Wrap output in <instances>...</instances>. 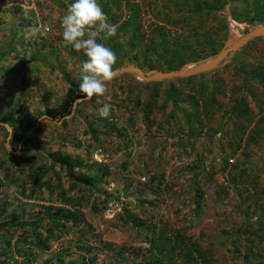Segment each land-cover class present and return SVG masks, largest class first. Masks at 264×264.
I'll return each mask as SVG.
<instances>
[{"label": "rangeland", "instance_id": "1", "mask_svg": "<svg viewBox=\"0 0 264 264\" xmlns=\"http://www.w3.org/2000/svg\"><path fill=\"white\" fill-rule=\"evenodd\" d=\"M199 2L203 12L193 14L195 0H0V209L31 222L52 212L42 207L70 208L57 200V186L67 189L69 182L48 151H63L82 162L77 172L101 178L93 181L99 192L80 185L67 191L78 203L77 225L50 240L48 250H14L11 258L1 254L0 239V264L50 258L60 264L55 257L62 251L66 264L79 260L84 244L92 250L86 256L97 252L96 264H151L146 235L165 230L172 239L180 234L195 242L206 264H264V38L228 52L213 76L145 81L125 70L138 67L149 78L168 72L148 68L156 63L147 56L159 54L154 45H161L162 29L179 36L183 51L196 53L180 68L191 69L264 25V0ZM134 24L145 35L125 47ZM116 27L114 43L125 49L113 54L102 34ZM208 34L215 37L211 45ZM121 54L126 62L116 68L113 59ZM117 69L124 71L100 80ZM98 73L100 81L92 83ZM70 82L90 95L76 100L75 115L65 122L50 120L44 108L55 105ZM170 82L181 91L176 102L164 92ZM195 101L202 126L192 116ZM12 127L28 142L27 151L12 146ZM34 171L43 172L37 185ZM131 218L144 223L136 228ZM40 225L44 232L47 218ZM23 233L33 239L30 228Z\"/></svg>", "mask_w": 264, "mask_h": 264}, {"label": "trees", "instance_id": "2", "mask_svg": "<svg viewBox=\"0 0 264 264\" xmlns=\"http://www.w3.org/2000/svg\"><path fill=\"white\" fill-rule=\"evenodd\" d=\"M220 1V0H217ZM229 1H234V0H229ZM199 0H195V7L196 9L193 11V14H198L200 12H203ZM130 6V5H128ZM208 8L205 10L209 9V5H207ZM261 15H259L260 17ZM114 22L116 19H112ZM140 25L139 24H134L131 26L129 29V36H128V42L125 44V47H132L133 45L139 44V42L143 39V36L145 35L141 30H140ZM119 28L116 27L115 32L113 30H106L103 32L102 36L104 38V43L105 46L108 47L109 52H118L119 48L125 49V47H120L117 46L119 43H114V37H116V34L118 35V30ZM159 34L157 35L158 42L161 43L159 47H154L156 48L157 52L159 54L156 55V59L152 60V55L149 54L148 60L156 62L155 65L149 64L148 68L151 69H159L161 66L165 71H174L176 69L182 68L185 64V58L188 60H194L195 52L194 51H183L185 47V43L179 40L178 37H172L173 35L170 34L167 30L162 29L158 31ZM78 34H76L77 36ZM79 38V35L77 36ZM205 38V37H204ZM208 43L211 45L212 43L215 42V37H212L211 35L208 34ZM101 40L95 41V43L100 44ZM125 54H121V56L114 60V67L118 68L121 65H123L125 61ZM145 56V55H143ZM103 61V58L101 59ZM101 61H99L100 66ZM216 72L210 71L208 73H203L201 76H204L205 74H209V76H213ZM101 77V74L98 73V76L93 79L92 83L97 82L98 78ZM180 80V79H178ZM185 80H189V78H186ZM173 83H169L168 87L165 88V94L167 99H171L172 101L176 102L178 100V95L180 94L181 91H179L176 87L173 86ZM221 85V84H220ZM97 87H95L93 93L89 97V100L86 102H91V99L94 98V95L97 92ZM202 89H205L203 87ZM220 91L215 90L213 94H216ZM201 93V92H200ZM202 94V93H201ZM87 95H90V93H83L81 91V88H79L76 84L74 83H69L68 88L65 90L64 95L62 98L55 104V105H50L46 106L44 108V112L42 114H45L47 118L50 120L53 119H60L63 120V122L66 121V118L70 115L73 116L75 115L74 112V107L78 106V103H76V100L78 98H85ZM177 97V98H176ZM194 109L196 113L192 114L194 115V118L196 122L202 126V114L197 113L199 109V105L195 101L194 103ZM242 113L244 112L241 111ZM240 112L241 115H243ZM72 116V117H73ZM65 120V121H64ZM249 122L252 121V119H248ZM191 121L190 119H187V125H188V132L192 135L194 131V127L190 125ZM13 129V136L14 139L12 140L11 144L12 146L16 148H20L23 151H27L29 149L28 142L24 141L21 142V139L23 135H17L16 129L17 127H12ZM22 143V144H21ZM46 157L48 160L51 162L52 165L58 166V168L64 172L66 179L68 180V188L64 189L60 185L57 186V190H59V195L57 200L59 202H62L63 205H68L70 208H64L63 206L60 207H42L45 210H52V212L46 214V216L39 217L38 219H33L31 222H28L26 220L18 221L20 219V215H16L14 211H12L9 215H4L5 213V208L2 207L0 209V239L2 243L5 244V250L4 253L8 257H12V252H15L17 254L21 255H26L28 251H30L31 247L36 246L39 248V250L45 251L49 249V242L50 240H57L59 239L62 235L66 234L68 232L69 228H72L77 225L76 223V212L78 211L76 207H78V203L73 200V195H69L67 191H74L77 186H82L88 189H95L99 192L98 188L96 187V184L93 183V181L96 179V182H100L101 178L96 177V175H86L83 172L79 173L77 172V167L82 165L81 161H74L73 157L70 155L65 154L63 151L60 150H55V151H48L46 153ZM29 162V161H28ZM225 164H227V160H225ZM226 166V165H224ZM107 169V168H105ZM43 175V172L37 173L33 172L34 180L36 181L35 184L37 185V181L41 179ZM102 192V193H101ZM100 195L103 196L104 200H109L111 201L112 195L111 193L107 192L106 190L101 191ZM29 197L30 196H35V186L32 187V189L29 190ZM199 197V198H198ZM201 195L196 194L194 198H198L197 202L199 203L198 205H201V202H199ZM116 197L115 199H117ZM108 201H104L105 205ZM99 207H95V210L97 211ZM45 218H47V221L49 222V226H45L44 232L40 231V222L43 221ZM130 218V217H129ZM128 216L124 221H127ZM134 222V226L136 228H140L141 225H143L144 222H137L134 218H131ZM69 221L73 222L71 225L69 224ZM22 228V233L19 235L17 234V229ZM30 228L31 229V234L33 235V239L30 238L31 235H24V231ZM148 228H151L153 231L156 229V225H150ZM38 230V231H36ZM167 230L162 232L161 234L158 235V237L153 238L149 237L146 235V240L149 242V256H148V261L151 264H176L173 262V260L178 257L183 255L184 259L181 264H196L197 263V257L201 259V264H206L208 263V258L204 256V253H201L199 250V247L195 242H193L190 238H184L183 235L177 234L174 239L170 238L167 235ZM62 234V235H61ZM17 237V241L15 240L16 243L12 244V240L14 237ZM112 244H107L106 248L110 249ZM82 253L79 255V260H73L69 261L66 264H96L98 255L97 252L93 255H88L90 254L91 246L88 244H84L80 246ZM125 250V249H124ZM124 252V251H123ZM123 252L119 251L117 254H122ZM63 253V254H62ZM68 254L66 251L60 252V255L56 256V259H59L60 264H64L63 258H60L62 255ZM64 255V256H65ZM247 256V255H246ZM63 257V256H62ZM245 257V256H243ZM53 258L48 259L45 264H53L52 263ZM28 263V262H27Z\"/></svg>", "mask_w": 264, "mask_h": 264}, {"label": "water", "instance_id": "3", "mask_svg": "<svg viewBox=\"0 0 264 264\" xmlns=\"http://www.w3.org/2000/svg\"><path fill=\"white\" fill-rule=\"evenodd\" d=\"M257 38H264V25L262 26L256 25L255 27H253L252 30L247 32L245 35L241 36L239 39H235L231 42H228L225 48H223L213 59L206 62L205 64L196 66L191 69H180V70L169 71V72L157 71L150 78L147 77L138 67H131L125 70L136 73L145 81L162 80V79L163 80L179 79V78H186V77H190V76L198 75L202 73H207V72L213 71L216 68H218L219 64L222 63V61L225 59V55L228 52H231V53L238 52L239 50L244 48L246 44H248L250 41L257 39ZM119 71H124V69H117L113 71L110 75L103 77L100 80H108L112 75H114L115 73Z\"/></svg>", "mask_w": 264, "mask_h": 264}]
</instances>
